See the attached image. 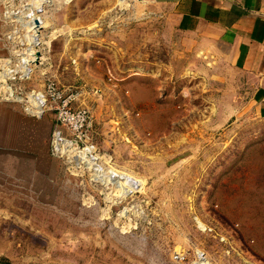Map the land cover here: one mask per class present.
<instances>
[{
	"label": "rangeland",
	"instance_id": "1",
	"mask_svg": "<svg viewBox=\"0 0 264 264\" xmlns=\"http://www.w3.org/2000/svg\"><path fill=\"white\" fill-rule=\"evenodd\" d=\"M36 2L0 0V259L264 264V119L241 75L155 2ZM49 81L93 115L87 166L52 152L54 113L27 111ZM45 144L51 165L30 158Z\"/></svg>",
	"mask_w": 264,
	"mask_h": 264
},
{
	"label": "crops",
	"instance_id": "2",
	"mask_svg": "<svg viewBox=\"0 0 264 264\" xmlns=\"http://www.w3.org/2000/svg\"><path fill=\"white\" fill-rule=\"evenodd\" d=\"M139 1L167 8L168 20L184 36L197 39L201 53L212 50L229 62L243 78L250 106L264 119V0ZM45 147L30 158L51 165Z\"/></svg>",
	"mask_w": 264,
	"mask_h": 264
},
{
	"label": "built area",
	"instance_id": "3",
	"mask_svg": "<svg viewBox=\"0 0 264 264\" xmlns=\"http://www.w3.org/2000/svg\"><path fill=\"white\" fill-rule=\"evenodd\" d=\"M44 96L45 105L41 113L36 115L41 117L47 112L55 114L52 152L60 157L64 156L57 149L63 141H70L80 151L93 146L94 118L87 107L79 104L80 92L49 81ZM80 164L87 166L83 161Z\"/></svg>",
	"mask_w": 264,
	"mask_h": 264
},
{
	"label": "bare ground",
	"instance_id": "4",
	"mask_svg": "<svg viewBox=\"0 0 264 264\" xmlns=\"http://www.w3.org/2000/svg\"><path fill=\"white\" fill-rule=\"evenodd\" d=\"M44 3H45V0H37V2L34 4V7L36 9L38 8L37 10H39V8L40 9L43 8V4ZM41 11H42V9H41ZM35 20H39V25H36L35 24ZM31 21L32 22H31V24L28 27L29 29H31L29 31V33H30L29 42L31 43V47L29 49L30 54L27 53L28 54V58H27V61L25 63L27 65H25V66H23L21 68V73L24 72L25 77L30 76L31 73H32V71H33L31 69V62H36V61H39V60L42 59V56L40 57V59H38L37 53H35V49H36L35 46H37V45L40 44V39H41V31L40 30H41V28L43 29V27H45V25H46L43 21H41L38 18H34ZM18 69H20V68H18ZM24 74H21L20 75V77L22 76V79H23V75ZM27 98H28V100H27V102H28L27 111L30 112L31 114H35V115L36 114H40L43 106L45 105V101H46L44 94L41 93V92H33L31 94H28V97ZM21 101L23 102V99ZM57 149H58V151H61V154L62 155H66V156H68L67 153H72L74 151H77V156H78V153H80L79 154V158L77 156L75 158L76 159H80L82 161H86V162L90 160V159L87 160V158L88 157H91L90 151H88L86 148L83 151H80L70 141H63L61 144H59V146H58ZM82 152H83V154H82ZM74 159H73V161H74ZM70 161H71V159H70ZM92 161L93 160H91V163H92ZM103 172H104V176L105 175L107 177L109 176L108 178H111L112 179V175H114V174L110 170H103ZM102 179H103V177H102ZM120 179L124 180L128 184H130L133 181V186L132 187H136L137 186V181L134 180V179H132V178H126V179L125 178H120ZM107 182H109V181L107 180ZM112 182L110 181V183H112ZM204 264H208V263L205 262Z\"/></svg>",
	"mask_w": 264,
	"mask_h": 264
},
{
	"label": "water",
	"instance_id": "5",
	"mask_svg": "<svg viewBox=\"0 0 264 264\" xmlns=\"http://www.w3.org/2000/svg\"><path fill=\"white\" fill-rule=\"evenodd\" d=\"M35 24L39 25V20H35ZM41 56H42V52L41 51H37L38 59H40ZM36 64H39V61H36Z\"/></svg>",
	"mask_w": 264,
	"mask_h": 264
},
{
	"label": "trees",
	"instance_id": "6",
	"mask_svg": "<svg viewBox=\"0 0 264 264\" xmlns=\"http://www.w3.org/2000/svg\"><path fill=\"white\" fill-rule=\"evenodd\" d=\"M1 260V259H0ZM0 264H11L10 262H5L3 260L0 261Z\"/></svg>",
	"mask_w": 264,
	"mask_h": 264
}]
</instances>
